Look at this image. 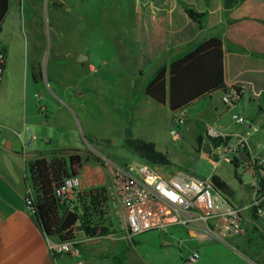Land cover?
Segmentation results:
<instances>
[{
    "label": "rangeland",
    "instance_id": "374dc122",
    "mask_svg": "<svg viewBox=\"0 0 264 264\" xmlns=\"http://www.w3.org/2000/svg\"><path fill=\"white\" fill-rule=\"evenodd\" d=\"M53 1L16 0L15 3L10 0L0 34V48H6L8 54L0 74V101L12 108L18 103L19 119L37 134V143L47 149L48 154H53L54 148H66L96 157V160L82 163L75 177L78 181L75 190L88 191L105 186L102 157L134 166L144 163L124 146V139L129 136L151 141L168 155L169 166L151 165L157 171L166 175L183 171L196 177L214 174L232 189V203L248 204L250 186L256 180L249 163L241 161L237 168L225 160L215 164L217 158L197 150L195 136L197 120L203 122L202 128L205 125L219 128L216 124L219 121L228 131L243 134L249 144H261V149L256 150L264 155V112L251 118L256 132L232 120L233 114L256 113L264 93V0H246L229 17L221 9L222 0H210L207 7L204 0H183L187 7L205 10L207 18L202 29L193 26V41L172 50L170 57L211 35H219L223 40L226 70L230 55H234L238 60L248 61L256 72L253 76L243 74L236 82L238 90L249 91L242 93L246 98L237 106L224 104L220 99L222 92L218 90L211 96L212 105L201 102L204 104L200 113L185 112L186 122L177 129V137L171 134L172 113L168 107L142 94L141 88L150 80L158 64L142 65L139 57L149 55V43L136 41L146 24L145 19H139L141 3L145 4L142 13L159 16L164 14V9L172 7L168 4L175 0H61L64 8L51 5ZM228 19L233 22H227ZM160 23L154 18L148 22L162 26ZM185 30L190 31V27L185 26ZM79 53L87 57L84 62L77 61ZM245 80H250L254 90L261 94L254 96ZM131 86L139 95L134 109L125 97L119 99L117 96L119 88L126 96ZM248 98H253V104ZM13 113V120H16L17 114ZM37 126L41 127L34 130ZM110 217L113 227L118 232L123 231L122 219L114 210ZM251 223L254 229L240 236L244 237V245L241 241L237 245L213 242L208 247V241L181 234V247L176 244L162 246L158 233L149 231L133 237L135 252L145 264H183L194 251L199 253L197 264H264V240L259 237L260 234L264 236V223L257 219ZM174 230L169 228V234L176 235ZM75 233L77 237L83 236L80 230ZM151 233H156V240L148 236ZM82 254L84 257L83 250Z\"/></svg>",
    "mask_w": 264,
    "mask_h": 264
},
{
    "label": "built area",
    "instance_id": "2783aa9c",
    "mask_svg": "<svg viewBox=\"0 0 264 264\" xmlns=\"http://www.w3.org/2000/svg\"><path fill=\"white\" fill-rule=\"evenodd\" d=\"M3 54H0V63ZM254 96L261 93L254 90L251 81L245 82ZM245 93L249 92L243 88ZM242 93L226 92L221 100L224 104H234ZM185 113L179 112L171 120V134L178 136L177 129L186 122ZM236 125L246 127L256 132L255 124L243 116L232 115ZM204 135L210 143V156L232 163L236 158L240 162L239 154L247 150L245 161L249 163L251 174L256 176L250 186L251 200L246 205H235L224 191L217 189L211 175L196 177L183 171L173 174H163L153 165L144 163L134 166L109 157H102V168L106 175L105 196L106 209L119 210L123 222L125 239L149 231H156L162 235L173 237V244L182 246V239L169 234V228L191 233V237L199 240L218 241L226 243L231 237H238L247 232L246 217L264 215V157L256 156L254 149L248 145L244 135L230 136V142L213 146L210 139L225 140L229 135L223 133L214 125L203 126ZM229 138V139H230ZM78 181L75 177L66 178L64 184L56 190L62 202L74 199L75 186ZM27 188V194H30ZM27 211L31 210V196L25 198ZM51 256H67L72 264H83L84 257L81 241L77 238L67 241L46 238ZM199 253L194 251L183 260V264H197Z\"/></svg>",
    "mask_w": 264,
    "mask_h": 264
},
{
    "label": "crops",
    "instance_id": "0c3cea01",
    "mask_svg": "<svg viewBox=\"0 0 264 264\" xmlns=\"http://www.w3.org/2000/svg\"><path fill=\"white\" fill-rule=\"evenodd\" d=\"M14 1L16 3V0ZM245 1L246 0H244L238 7H240ZM52 3L53 4L51 5L61 8H64L65 6L63 1L61 0H54ZM204 3L207 7L210 4V0H204ZM168 5H172V7L167 10L164 9V14H161L159 16H157L155 13H152L151 15L142 13V10H144L145 7V4L142 3L141 8L138 9V14L140 15L139 19H145V23L147 25L145 24L142 26L144 31L142 34H140V36L138 37L139 39L137 38L136 41L144 42V44H146V42L149 43L150 52L149 55H140L139 59L142 65L149 62H155L158 64L157 66H159L161 63L168 62L173 57L185 51H181L178 54H175L170 57L169 53L172 52V50L180 49L182 46H184L185 44H189L194 39L195 35L192 34V28L195 24L191 22L184 13L183 6L180 7V3L178 2V0H175V2L170 3ZM9 6L10 0L8 4V11ZM177 9H179L180 12L176 13L175 11ZM221 9L223 10V6H221ZM203 11L206 13L205 10ZM232 12L230 13V16H232ZM153 18L155 20L159 19V21L161 22L160 24H162V26L156 24L149 25L148 22L150 20H153ZM4 20L1 25L0 34L2 32ZM187 25L190 27V31L185 30V26ZM152 53L153 55H151ZM4 55L5 68L6 61L8 60L7 50L5 51ZM225 58L226 55L224 52V86L213 90L208 95V97H206V99L200 100L192 106L186 108L183 111L184 113H200V109L203 107L202 104H204L201 102H207L209 105H212L211 96L214 92L218 90H221L222 92L220 99L226 92L229 91L245 93L243 88L239 90L236 88V82L240 81L239 79L243 76V74L247 73V75L249 76L255 75L256 70L251 66L248 61L238 60L234 55H230V59L228 61V70H226ZM157 66L154 68V71ZM248 81L250 80H245V82ZM144 86L141 88L143 95ZM121 91V88H119V93L117 94L118 98L123 99L125 97L124 99L127 101L129 106H132V108L134 109L139 95L134 92L135 90L132 88V86L128 89L126 96L124 95V92ZM241 97L238 101L234 103V107L237 106L239 102L244 100L246 98V95H244L242 98ZM247 100L248 102H251V104H253L254 102L253 98H248ZM47 109L48 105L44 106V111H47ZM0 112V264H72V261L67 256H58L55 259L51 256L48 249L47 239L31 222L30 216L25 205V196L28 188V182L26 178L27 164L38 158L50 159L53 156L57 155L58 150L62 148H54L53 154H48L49 151L43 148L41 144L37 143V134L32 133L27 127L24 126V123H22L19 119L18 103L16 104L15 108H12L10 105L6 104L5 101L4 103L3 101H0ZM13 112H16L17 114L14 116V119L16 120H13ZM257 113L258 112L255 113L254 111L246 112L242 116L246 120L253 123V120L251 118H253ZM17 121L19 122L17 123ZM197 122H200L201 125L203 124V122L200 120H197ZM216 124L219 126V130L229 135L225 139L226 142H230L232 140L230 136L241 135L239 132L236 131H228L227 127H225V125L221 124L219 121H216ZM40 127L41 126H37L36 128L34 127V130ZM244 129H247V125L246 127H244ZM246 142L248 143L247 139ZM251 146L254 149V153H256V155L264 157V155L258 154L256 150L257 148H259V150L261 149V144H259L258 146ZM83 191L85 190H82L80 192ZM111 211L112 210L108 211V218L110 219V222ZM114 213L121 220L120 211L114 210ZM255 219L260 220V222L264 223V215L248 216L246 217V224L248 229H254L255 226L251 225V222ZM262 226L264 228V224H262ZM112 229L114 231L110 234L103 237L95 238H84V236L77 237L75 233L76 238L81 241V249L84 251L83 264H145L144 260L141 259V256H139L135 252V237L133 238V241L131 243L128 239L124 238V231L118 232L113 227V225ZM174 231L176 234H173L174 236L181 237V234H184L187 237H191V233H186V231ZM157 235L159 236L158 240L160 245L168 246L170 244H173L174 239L172 236L162 235L160 233H158ZM157 235L156 233L148 234V236L153 238L154 240L157 239ZM201 241H208V247L211 245V243L218 242L209 240ZM239 241L243 242L244 245V237L240 236L229 238L225 244L232 245L234 243L235 245H237L239 244ZM126 243L128 245H125Z\"/></svg>",
    "mask_w": 264,
    "mask_h": 264
},
{
    "label": "trees",
    "instance_id": "16d2710c",
    "mask_svg": "<svg viewBox=\"0 0 264 264\" xmlns=\"http://www.w3.org/2000/svg\"><path fill=\"white\" fill-rule=\"evenodd\" d=\"M243 1L222 0L225 16L229 17V14ZM178 2L182 4L189 20L202 29L206 13L185 6L181 0ZM8 4L9 0H0V31L8 12ZM227 22L233 21L228 19ZM4 52L5 50L0 48V54H3L0 74L4 69ZM224 83L223 40L219 35H211L192 44L168 62L157 66L152 77L145 84L143 93L157 104L167 106L173 118L175 114L206 99L213 90L223 87ZM261 95L258 113L264 112V93ZM205 142L207 138L201 123L198 122L195 136L197 150H201ZM210 142L213 146L226 143L222 139H210ZM124 146L149 164L157 166L171 164L168 155L158 150L151 141L126 136ZM89 160H96V157L78 150L62 148L50 159L38 158L27 164L26 178L31 192L30 194L26 192L25 198L31 196L32 200L28 214L33 225L45 238L67 241L76 238V230H80L84 238L103 237L114 231L108 218L104 186L83 192L75 190L74 199L67 202H62L56 193V190L64 184V180L76 177L82 163ZM232 163L237 168L240 161L235 158ZM235 176L240 180L236 173ZM211 181L228 197L233 195L230 186L218 176L213 174ZM261 181H264V178ZM252 213L255 216L254 210ZM259 237L264 240L262 234ZM129 241L132 243L133 238Z\"/></svg>",
    "mask_w": 264,
    "mask_h": 264
},
{
    "label": "water",
    "instance_id": "95a60500",
    "mask_svg": "<svg viewBox=\"0 0 264 264\" xmlns=\"http://www.w3.org/2000/svg\"><path fill=\"white\" fill-rule=\"evenodd\" d=\"M86 59H87V57L85 55L81 54V53H79L78 56H77V61L80 62V63L84 62ZM201 150L204 151L207 154H210V152H211L210 144L208 142H205L202 145ZM247 152H248L247 150H243V151L240 152L239 158H240L241 161H245L246 156H247Z\"/></svg>",
    "mask_w": 264,
    "mask_h": 264
}]
</instances>
